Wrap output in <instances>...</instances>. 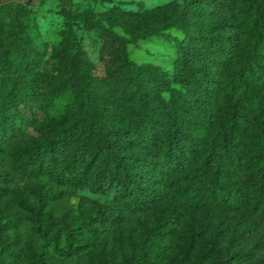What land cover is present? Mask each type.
Listing matches in <instances>:
<instances>
[{
  "label": "trees",
  "instance_id": "trees-1",
  "mask_svg": "<svg viewBox=\"0 0 264 264\" xmlns=\"http://www.w3.org/2000/svg\"><path fill=\"white\" fill-rule=\"evenodd\" d=\"M30 13L0 3V264H264V0L111 3L43 46ZM150 36L170 70L129 56Z\"/></svg>",
  "mask_w": 264,
  "mask_h": 264
},
{
  "label": "rangeland",
  "instance_id": "rangeland-1",
  "mask_svg": "<svg viewBox=\"0 0 264 264\" xmlns=\"http://www.w3.org/2000/svg\"><path fill=\"white\" fill-rule=\"evenodd\" d=\"M6 0H0L4 2ZM22 2L31 10L29 29L36 43L40 46L59 38L64 18L81 11H98L111 3H119L127 8L148 7L155 3L166 0H11ZM171 34L180 37L177 29H168ZM85 44L89 54L92 56L90 38L84 35ZM129 56L136 61L150 60L159 64L162 68L171 69V60L174 56V42L172 39H164L157 36H150L145 39H138L135 43H128ZM77 193H86L85 189H77ZM100 200L111 203V195H96ZM74 203L75 196L70 197Z\"/></svg>",
  "mask_w": 264,
  "mask_h": 264
}]
</instances>
